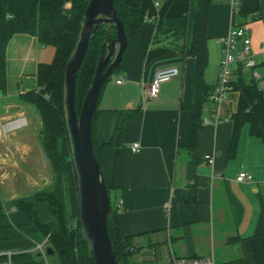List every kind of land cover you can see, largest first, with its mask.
Wrapping results in <instances>:
<instances>
[{"label": "crops", "instance_id": "1", "mask_svg": "<svg viewBox=\"0 0 264 264\" xmlns=\"http://www.w3.org/2000/svg\"><path fill=\"white\" fill-rule=\"evenodd\" d=\"M154 13L146 12L137 38L117 71L101 88L93 119L98 145L111 143L101 155L106 179L113 181L110 197L117 208L122 235H134L138 246L134 264H171V257L213 256L216 264H264V142L243 124L234 150L227 152L231 114L237 91L229 90L219 105L221 122L203 125L197 132L194 151L188 144L189 108L196 96L195 57L169 47L167 40L153 39L154 28L165 15L186 12L178 0H151ZM259 11L244 23L255 54L264 51V0ZM240 19L230 0H211L207 16V65L204 81L214 87L222 59L217 39ZM39 43L34 35L16 34L6 46V89L0 91V124L17 116L26 125L6 138L0 135V264L1 254L12 252L11 264H57L54 254L41 257L28 235L34 227L20 211L8 204L49 185L37 183L38 162L45 155L39 139L40 119L18 94L35 86ZM264 61L258 59L260 73ZM176 67L178 74L160 84L155 98H148V84L156 70ZM250 76V75H249ZM122 82L116 83L117 78ZM212 95V93H211ZM204 105L201 120L213 106ZM134 111L119 133L120 111ZM38 114V113H37ZM139 143L132 151L130 144ZM213 154L212 165L204 158ZM45 169V166L43 167ZM252 175L237 182L235 175ZM176 201L177 222L170 225L164 204ZM40 217L54 229L57 223L42 203H35ZM74 244V231H69ZM72 264H77L72 256Z\"/></svg>", "mask_w": 264, "mask_h": 264}, {"label": "trees", "instance_id": "2", "mask_svg": "<svg viewBox=\"0 0 264 264\" xmlns=\"http://www.w3.org/2000/svg\"><path fill=\"white\" fill-rule=\"evenodd\" d=\"M178 1L186 4V12L181 15L163 16L154 28L153 39H165L169 47L179 50L185 56L195 57L196 96L189 106L192 114L188 121L187 144V148L192 153L197 132L203 126L201 120L203 107L209 101V96L214 89L203 79L204 68L207 65L206 26L211 0ZM86 3L87 0H0V91L2 93L6 89V46L12 36L16 34L34 35L39 44L51 45L54 48L51 62L36 64L35 86L18 94L19 100L32 105L39 115V139L50 165L51 181L48 186L28 196L12 200L8 207L22 212L28 218L34 227L28 235L35 242L47 237L46 246L53 249L57 264H72L73 255L76 257L77 264H93L90 252L80 235L78 224L77 222L74 224L68 210L66 180L68 163L71 170L72 165L69 159L62 112L63 71L76 41ZM113 6L127 36V45L122 54L123 61L137 38L146 12L153 14L154 8L151 0H113ZM258 11V0H239L236 15L240 21L236 25H241L248 18L255 17ZM105 29L106 25H100L90 38L76 74L77 113H79L82 99L92 79L105 37ZM113 35L114 29L110 32V36ZM244 70L243 64L237 63L232 70L229 82L231 90L237 91L238 95L236 109L230 117L232 127L228 153L234 150L239 129L243 124L248 125V132L251 135L259 137L264 142V94L252 77L244 78ZM133 113L134 111L131 110L120 111L119 133ZM62 138H65V142ZM92 141L94 154L101 167L102 152L111 141L98 145L94 137L93 124ZM65 147L68 154L67 150H64ZM105 182L111 206V211L107 216V231L115 250L116 264H134L131 257L137 252L138 246L133 242L134 235L121 234L117 220V208L110 199V191L114 187V182L106 177ZM35 203H42L45 206L55 219L56 228H50L40 217L35 209ZM175 205L176 201H173L168 215L171 226L177 222ZM71 229L74 231V247L69 241Z\"/></svg>", "mask_w": 264, "mask_h": 264}, {"label": "water", "instance_id": "3", "mask_svg": "<svg viewBox=\"0 0 264 264\" xmlns=\"http://www.w3.org/2000/svg\"><path fill=\"white\" fill-rule=\"evenodd\" d=\"M100 25H106L105 37L92 79L77 113L76 74L89 40ZM113 29L114 35L110 36ZM126 45L127 36L113 0H87L76 41L63 71L62 112L75 179L76 222L93 264H116L115 250L107 231V216L111 206L105 177L94 154L92 124L101 88L121 63ZM45 251L47 255L54 253L50 246H46Z\"/></svg>", "mask_w": 264, "mask_h": 264}, {"label": "built area", "instance_id": "4", "mask_svg": "<svg viewBox=\"0 0 264 264\" xmlns=\"http://www.w3.org/2000/svg\"><path fill=\"white\" fill-rule=\"evenodd\" d=\"M230 5L233 14H236L239 7V0H230ZM220 46V52L222 59L219 63V71L217 75V81L214 86L211 103L212 107L209 110L210 117H204L202 119L203 125L217 126L221 122L219 117V105L225 98L227 92L231 90L230 79L232 77V70L237 63H242L245 70L249 71L250 77L255 81L260 80L261 77L256 70L258 59L264 61V51L255 54L251 48V41L249 34L244 25H233L228 32L217 39ZM178 74L176 67H165L158 69L154 72L153 77L148 84V98H155L160 89L162 81L167 80ZM116 83L122 82L119 77L115 80ZM258 87V86H257ZM259 88V87H258ZM264 94V88H259ZM26 125V118L24 116H17L6 120L0 124V135L2 137L7 136L9 132L22 128ZM132 151L139 149V143L134 141L130 144ZM204 158L207 163L212 165L214 156L213 154H205ZM237 182H249L252 180V175L244 171H239L235 175ZM120 201L116 204V208L119 207ZM165 210L169 213L171 202L170 200L164 204ZM47 245V237L41 242L35 243L34 251H36L41 257L46 258L45 247ZM4 257L2 264H11L12 252L7 251L1 254ZM171 264H216L213 256H184V257H171Z\"/></svg>", "mask_w": 264, "mask_h": 264}, {"label": "rangeland", "instance_id": "5", "mask_svg": "<svg viewBox=\"0 0 264 264\" xmlns=\"http://www.w3.org/2000/svg\"><path fill=\"white\" fill-rule=\"evenodd\" d=\"M38 47H39V51H38V63H49V62H51L52 59H53V55H54V48H53V46L39 44ZM259 71H260V73L262 75H264V65L261 66V70H259ZM243 75H244V78L245 79H249V71L244 70ZM256 83H257V86L259 88H261V89L264 88V81L263 80H261V79L260 80H257ZM28 110L30 112H34L38 116L36 109L32 105H30V107H28ZM7 120H9V119H7ZM4 121H6V120H4ZM12 133H13V131L12 132H9L7 134V136L10 135V134H12ZM7 136H5V137H2L1 136V137L2 138H6ZM62 140L65 142V138H62ZM64 145L66 146V143H64ZM64 150L65 151L67 150L66 147L64 148ZM67 154H68V150H67ZM44 166H45V169H43ZM36 177L40 178L39 180L37 179V183H39V184H41V182L42 183L45 182L46 179L49 180V183L51 181V169H50L49 162L46 159V156H45L44 163L41 161V159L38 162V166H37V170H36ZM66 185H67L66 186V193H67V201H68L69 214L72 216L73 221H74V224H76L77 199H76L74 178H73L72 170H71V167H70L69 163H68V174H67ZM42 186L43 185L41 184L40 188L37 187L36 191L37 190H40L42 188ZM110 197L112 198V194H110ZM44 238H46V237H44ZM42 240H40L38 242H41ZM38 242H36V243H38ZM72 246L74 247V244Z\"/></svg>", "mask_w": 264, "mask_h": 264}]
</instances>
